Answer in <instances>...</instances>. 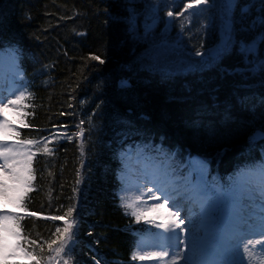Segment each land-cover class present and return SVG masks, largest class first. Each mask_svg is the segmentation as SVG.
Here are the masks:
<instances>
[{
  "label": "trees",
  "instance_id": "16d2710c",
  "mask_svg": "<svg viewBox=\"0 0 264 264\" xmlns=\"http://www.w3.org/2000/svg\"><path fill=\"white\" fill-rule=\"evenodd\" d=\"M156 1L0 0V51L15 50L20 89L31 94L12 118L18 139L45 141L51 150L43 152L44 142L32 147L33 180L15 213L22 217L21 243L35 240L45 257L64 227L53 217L67 219L75 205L72 264H142L133 253L149 226L122 206V198L130 202L128 155L146 154L179 173L188 157L201 156L208 183L224 188L238 170L264 159V28L253 26L264 0H236L222 51L200 68L173 72L157 69L180 56L152 50L167 43L150 38L164 20L143 27V5ZM210 3L189 23L183 15L169 22L192 54L218 44L221 4ZM250 44L256 53L246 56L242 47ZM229 260L226 251L224 264Z\"/></svg>",
  "mask_w": 264,
  "mask_h": 264
},
{
  "label": "snow or ice",
  "instance_id": "6c2138e0",
  "mask_svg": "<svg viewBox=\"0 0 264 264\" xmlns=\"http://www.w3.org/2000/svg\"><path fill=\"white\" fill-rule=\"evenodd\" d=\"M222 2L226 35H229L227 30L231 27V17L227 13L231 11L233 3L232 0H222ZM209 3L210 0H191L185 3L184 9L176 15H184L189 9L199 8ZM153 7L158 5L154 4ZM167 15L172 17L173 12L169 11ZM256 24L264 28V7L261 8V14L253 21V26ZM260 39L264 40V32L261 33ZM5 55L8 58L9 71L15 80L18 72L14 49L7 50V53L0 51V78L3 76ZM196 55L200 56L201 53L198 51ZM92 59L100 58L94 56ZM26 91L20 88H11L6 92L0 91V202L16 207H23L22 202L33 180L32 161L36 153L31 151L32 147L44 142L43 152L49 154L51 152L45 141L18 139L19 132L14 122L7 118V110L10 107L13 109L27 107L23 101L30 98L31 94L26 95ZM20 115L21 123H23L22 116L26 113ZM82 133L83 129L76 135L79 136ZM261 137L264 138V131L261 132ZM81 152L83 153V149ZM145 179L153 185L147 189V193L152 194L149 198L163 200V203L155 204L151 211L164 209L160 214L169 219L155 224L157 228L163 230L156 234L160 243L152 246L159 250L145 252L144 246L138 244L137 250L133 253V259L151 260L154 264H219L215 257L220 251L232 250L238 254L241 244L244 247V255L248 257V264H253V261L264 254V159L238 170L228 188L219 185H213L212 188L196 185L187 186L182 192L172 179L167 165H157L153 171H146ZM177 196L194 199L199 203L198 221H194L191 216L178 219L181 215V204ZM143 203L146 205L147 201ZM168 205L176 208L177 211H171ZM122 206L133 208L134 203H124L122 198ZM74 209L75 205L68 209L65 214L67 219L53 217V219L63 220L64 227L63 230L57 227L58 242L48 243L51 254L46 257L43 255L42 246L35 240L30 241L27 247L21 243L22 217L0 209V264H72L71 253L74 250L73 245L78 229V222L72 216ZM132 214L136 215L137 220L144 216L148 223H155L154 219L148 220L142 212L137 214L134 211ZM248 236L259 237V239H248L247 243H244ZM257 246H259V253H257ZM37 248H40V251H37ZM96 264H100V261L97 260ZM229 264H244V256H241L239 260L230 261ZM259 264H264V259H259Z\"/></svg>",
  "mask_w": 264,
  "mask_h": 264
},
{
  "label": "rangeland",
  "instance_id": "374dc122",
  "mask_svg": "<svg viewBox=\"0 0 264 264\" xmlns=\"http://www.w3.org/2000/svg\"><path fill=\"white\" fill-rule=\"evenodd\" d=\"M142 19H143V23L145 25L146 30L154 28L158 22L157 16L155 14L153 16L147 13L143 16ZM224 26H225V15H224ZM174 28L175 27L172 24H169V23L165 25L163 24L159 28V30L156 33H154V35L152 33L150 36L151 39L152 38L160 39V40L163 39L164 41H167V43H165L164 45H160L161 47L153 45L152 47L153 51L157 50V48H160L162 50L161 52H166L170 50H179L182 52V55H179L180 56L179 60L176 63L172 64L171 66L163 67L162 64L164 63V60H162L161 65L158 66V69L154 66L159 72L192 70L193 67L197 68L198 66L204 65L210 61V55L205 54L204 52L200 56H197V57H191L189 54H186L183 49V46L181 45V42H180L181 39H179L180 37H182L181 36L182 34L178 30V26H177V29L174 32H172ZM242 49L244 53L246 54V56H248L249 54L255 55L256 44H250L248 46L243 45ZM144 54L145 53H143L142 51L140 54V57L147 63H150L149 56L146 54L144 55ZM153 61L155 62L156 60L153 58ZM180 64L183 65V68H180ZM11 88H18V87L13 83V77H12L11 72L9 71L8 58H7V55H5L4 63H3V76L2 78H0V91L6 92ZM18 115H19V109H13L10 107L7 110V118L10 121H12V118L15 121H17ZM128 162H129L128 166H130V169L123 178L124 183H125L124 185H126L127 178L129 177L128 178L129 185H126L125 187V193L129 197V198L127 197V200L128 199L130 200V202H127V203L128 204L134 203V207H133L134 211L139 212V213L141 212L144 213V215L147 216L148 220H152V219L155 220V223H148L147 220L144 218V216H142L143 219L146 220L147 225L149 226V227H146V229H143L145 235L149 236V238L154 237L156 240L155 244H158L160 243V240L155 234L161 233L163 230L157 228L155 224L161 223L164 220L169 219V217L162 216L160 214V213H163L164 209H158L156 212L151 211L152 207L155 204L163 203V200L161 199L157 201V200L149 198L150 195L152 194H148L147 189L153 187V185L151 183H148L147 180L145 179V172L153 171L154 167L157 166L158 164L155 162H148V163L146 161L143 162L142 156H138L134 159H129ZM187 166L188 168L185 173V176H182L178 172H174V173L171 172L172 179L175 181L176 186L179 187L182 192L185 191L187 186H192V187L196 185H201L202 187L205 185L207 186V183H208L207 177L209 175V168H208L207 162L203 158H200L198 156H192V157L187 158ZM142 193H146V194L141 195ZM156 195H158V193H156ZM193 195H195V193H193ZM138 197L139 199H137ZM177 200L181 204V215L178 219H184L186 216H191L194 221H198L199 219L198 214L200 212L199 203L194 199L189 200V199L182 198L180 196H177ZM143 201H147V204L145 205ZM167 207H169L170 210L173 212L177 211L176 208H171L170 205H168ZM0 209L6 210L9 212H11L14 209V211L18 212L20 207H16L12 204H3L2 202H0ZM129 209H132V208H129ZM150 226L154 227L153 230H150ZM248 239L256 240V239H259V237L248 236L244 240V243H247ZM138 244H142L144 246L145 252L159 250L158 248L150 247L146 243V241L143 240L136 244L135 251L137 250ZM226 251L230 255L229 262L232 260H239L241 256H244V264H248V257L244 255L243 244L240 245L238 254L234 253V251L232 250H226ZM257 253H259V246H257ZM65 259H67V257H65ZM259 259H264V254H261L259 256ZM259 259L253 261V264H259ZM141 262L142 264H154V262L151 260H145Z\"/></svg>",
  "mask_w": 264,
  "mask_h": 264
},
{
  "label": "flooded vegetation",
  "instance_id": "af4514ba",
  "mask_svg": "<svg viewBox=\"0 0 264 264\" xmlns=\"http://www.w3.org/2000/svg\"><path fill=\"white\" fill-rule=\"evenodd\" d=\"M241 13L244 14V10H243V8H241Z\"/></svg>",
  "mask_w": 264,
  "mask_h": 264
},
{
  "label": "bare ground",
  "instance_id": "6f19581e",
  "mask_svg": "<svg viewBox=\"0 0 264 264\" xmlns=\"http://www.w3.org/2000/svg\"><path fill=\"white\" fill-rule=\"evenodd\" d=\"M130 7V6H129ZM130 10H131V8H130Z\"/></svg>",
  "mask_w": 264,
  "mask_h": 264
}]
</instances>
